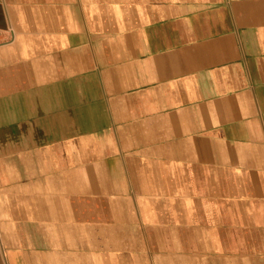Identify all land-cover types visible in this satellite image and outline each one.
Segmentation results:
<instances>
[{
  "label": "crops",
  "instance_id": "0c3cea01",
  "mask_svg": "<svg viewBox=\"0 0 264 264\" xmlns=\"http://www.w3.org/2000/svg\"><path fill=\"white\" fill-rule=\"evenodd\" d=\"M0 264H264V0H0Z\"/></svg>",
  "mask_w": 264,
  "mask_h": 264
}]
</instances>
